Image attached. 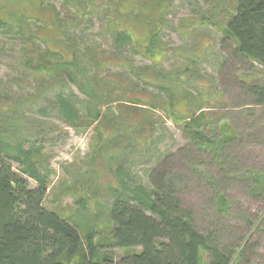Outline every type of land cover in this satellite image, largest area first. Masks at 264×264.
<instances>
[{"label":"trees","instance_id":"16d2710c","mask_svg":"<svg viewBox=\"0 0 264 264\" xmlns=\"http://www.w3.org/2000/svg\"><path fill=\"white\" fill-rule=\"evenodd\" d=\"M167 1L60 0L57 8L52 0H6V7L12 2L21 5L0 15V53L14 46L19 65L31 72L35 87L54 91L52 105L60 119L70 127L92 128L98 142L95 155L108 160H114L115 154L128 158L127 146L146 148L150 144L151 148L157 144L161 135L154 133L158 122L151 111L170 110L174 102L193 98L188 103H197V110L188 105L178 127L189 149L207 156L215 170H208L201 165L207 161L193 156L188 158L187 170L205 181V187L209 185L210 208L221 217L232 212L221 188L223 181L243 180L251 193L259 194L264 190L263 171L248 168L245 176L236 168L230 146L238 132L227 118L209 117L201 99L197 101L190 92L184 91L178 98L181 80L177 68H160L155 61L145 66L130 62L125 67L124 60H129L119 56L127 48L139 54L137 43L146 41L144 56L152 58L159 43L156 23ZM22 9L28 13H21ZM225 12L226 23L218 28L222 47H227L234 59L264 66V0H234ZM92 13L100 19V30L112 25L107 30L115 53L97 51L86 38ZM83 17H88V26L81 25ZM106 65L120 67V71L105 73ZM121 76H125L123 80ZM11 82H0V136L9 139L0 142V264H233L251 248L242 239L227 241L221 226L210 231L197 228L193 211L180 197L189 176L163 163L172 155L168 150L152 155L159 164L149 169L143 182L133 177L129 167L115 168L118 186L113 187L117 193L109 210L111 242L138 249L118 259L109 253L95 255L90 236L83 239L73 221L43 205L47 186L39 170L42 140L24 134L20 105L22 100L39 96V91L31 93L24 87L9 92ZM140 84L141 90L147 86L158 89L153 103L137 93ZM246 86L254 104L264 108V84L252 80ZM37 111L46 110L39 107ZM17 124L22 136L13 130ZM39 133H35L37 138ZM118 139L126 141L120 146ZM11 161L18 166L14 168ZM28 179L35 180L37 186L31 187ZM200 251L205 252V258Z\"/></svg>","mask_w":264,"mask_h":264},{"label":"rangeland","instance_id":"374dc122","mask_svg":"<svg viewBox=\"0 0 264 264\" xmlns=\"http://www.w3.org/2000/svg\"><path fill=\"white\" fill-rule=\"evenodd\" d=\"M52 1L59 8L60 0ZM167 2L161 20L156 23L159 29V43L151 55L152 58L144 56L146 41L140 42L137 43L139 54H132L129 48L119 53V56L129 60H124L125 67L130 62L135 66H145L155 61L160 68H177L181 80V83H177L178 98L183 97L184 91H188L197 101L201 99L200 103L209 117L227 118L238 132V137L230 146L236 168H241L245 176H248V168L264 173V108L254 104V97L244 90L246 83L252 80L264 84V66L256 62L253 66L234 59L228 52L229 49L222 47L219 42L221 30L218 28L224 27L226 23L225 7H228L229 11V6H232L234 0ZM15 5L19 7L21 3L12 2L6 7V0H3L0 15L9 12ZM62 11L61 7V13ZM20 12L28 13L25 9ZM87 18H81V25H89ZM90 19L92 26L87 27L85 32L88 41L93 43L97 51L113 53L112 40L107 30L112 25H104V30H100L98 15L92 13ZM16 55L14 46H7V51L0 53V82L5 84L12 81L9 92L20 91L24 87L31 93L39 91V96L32 100H22L20 105L24 109V134L28 138L32 137L34 141L42 140L39 170L46 178L47 186L43 205L73 221L83 239L85 235L90 236L95 255L109 253L118 259L138 249L118 247L111 242L109 210L117 193L113 191V187L118 186L115 168L118 165L129 167L133 177L143 182L149 169L159 164V160L152 155L169 150L172 155L164 158L163 163H169L173 169L182 170L189 176L182 184L180 197L183 204L193 211L197 228L200 231H210L216 226H221L227 241L237 243L242 239L243 243L251 244L243 258L240 260L237 257L238 260L235 259L233 264H264V190L254 194L248 190L243 180L231 178L223 181L221 188L231 204L232 212L220 217L210 208L209 185L205 187V181L201 182L187 170L190 166V156L200 157L201 160L207 161V164L205 162L201 165H206L208 170H215V166L213 168L208 162L207 156L189 149L178 127L189 108L197 110V103H188L193 98L174 102L172 108H169L174 115H171L168 109L156 108L157 110L151 111L150 114L158 122L154 133L161 135V139L155 142L157 144L151 148L150 144L146 148L143 145L127 146L125 149L128 158L115 154L114 160H108L95 155L98 142L92 128L70 127L60 119L52 105L54 91L47 88L40 91L35 87L33 75L27 68L19 65ZM185 67L189 70H184ZM119 68L106 65L104 72L116 73L120 71ZM123 77L125 76H121L122 80ZM141 88V84L137 86V93L153 103L158 89L153 86L142 90ZM159 95L164 97V93ZM188 105L192 106L187 108ZM39 107H44L46 111H37ZM18 126L15 125L13 130L21 135L22 128L19 127L18 131ZM36 131H40V138H37L38 134L35 135ZM6 141H9L7 137L0 136L1 143ZM125 141L118 139V144L122 146ZM11 164L14 168L18 166L14 161H11ZM28 182L31 187L37 186L33 179H28ZM218 217L220 221L216 222ZM200 252L205 258V252Z\"/></svg>","mask_w":264,"mask_h":264}]
</instances>
